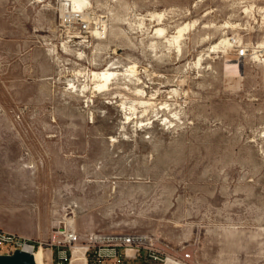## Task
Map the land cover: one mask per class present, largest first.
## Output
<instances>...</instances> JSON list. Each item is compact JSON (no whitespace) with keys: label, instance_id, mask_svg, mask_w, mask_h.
Here are the masks:
<instances>
[{"label":"rangeland","instance_id":"1","mask_svg":"<svg viewBox=\"0 0 264 264\" xmlns=\"http://www.w3.org/2000/svg\"><path fill=\"white\" fill-rule=\"evenodd\" d=\"M3 150L63 184L79 249L138 234L264 264V0H0Z\"/></svg>","mask_w":264,"mask_h":264},{"label":"crops","instance_id":"2","mask_svg":"<svg viewBox=\"0 0 264 264\" xmlns=\"http://www.w3.org/2000/svg\"><path fill=\"white\" fill-rule=\"evenodd\" d=\"M41 163H33L29 157L12 162L10 150L0 153V230L43 244L54 242V234L64 226L73 228L68 223L54 225L52 221V211L60 212V207L69 206L59 199L68 194L63 184L57 185L46 177Z\"/></svg>","mask_w":264,"mask_h":264},{"label":"built area","instance_id":"3","mask_svg":"<svg viewBox=\"0 0 264 264\" xmlns=\"http://www.w3.org/2000/svg\"><path fill=\"white\" fill-rule=\"evenodd\" d=\"M238 56L244 58L245 50H240ZM53 239L57 241V249H59V264L68 261L67 252L63 247L68 246L67 250L72 254L81 240L76 231L67 226H64L62 231L58 230ZM89 241L90 244L84 247L85 256L86 259L90 257L94 264H131L135 261H141L143 264H187V260L191 258L190 254L177 256L168 246H161L156 240H148L138 234L93 235ZM25 247L36 249L34 243L0 230V250L9 248L13 253L18 249L24 250Z\"/></svg>","mask_w":264,"mask_h":264},{"label":"bare ground","instance_id":"4","mask_svg":"<svg viewBox=\"0 0 264 264\" xmlns=\"http://www.w3.org/2000/svg\"><path fill=\"white\" fill-rule=\"evenodd\" d=\"M158 34H161L163 32V29H157L156 31ZM110 75V73L107 72H103V73H94V77L95 78H99L100 80L103 79H107L108 76ZM108 75V76H107ZM78 247V246H77ZM75 247L73 249V256L71 259V264H87V260H86V256H85V248L83 246L84 249V253H83V249H79ZM40 248V249H39ZM39 250H32L30 247H25V251L33 253L35 256V260L37 264H47L45 261V255H44V249L42 247H39Z\"/></svg>","mask_w":264,"mask_h":264},{"label":"water","instance_id":"5","mask_svg":"<svg viewBox=\"0 0 264 264\" xmlns=\"http://www.w3.org/2000/svg\"><path fill=\"white\" fill-rule=\"evenodd\" d=\"M0 264H37L33 253L18 249L12 254L0 255Z\"/></svg>","mask_w":264,"mask_h":264}]
</instances>
